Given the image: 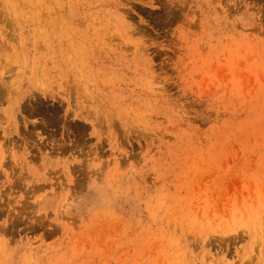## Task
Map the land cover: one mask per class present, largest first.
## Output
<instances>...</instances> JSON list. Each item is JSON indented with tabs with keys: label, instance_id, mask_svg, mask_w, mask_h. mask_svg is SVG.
Segmentation results:
<instances>
[{
	"label": "rangeland",
	"instance_id": "1",
	"mask_svg": "<svg viewBox=\"0 0 264 264\" xmlns=\"http://www.w3.org/2000/svg\"><path fill=\"white\" fill-rule=\"evenodd\" d=\"M169 1L0 0V264H264V0Z\"/></svg>",
	"mask_w": 264,
	"mask_h": 264
},
{
	"label": "bare ground",
	"instance_id": "2",
	"mask_svg": "<svg viewBox=\"0 0 264 264\" xmlns=\"http://www.w3.org/2000/svg\"><path fill=\"white\" fill-rule=\"evenodd\" d=\"M171 1V0H170ZM169 1V2H170ZM165 3V2H164ZM167 3H168V1H167ZM170 5H172L171 3H169ZM163 5H165V4H163ZM169 5V6H170ZM173 6V5H172ZM164 7H167L166 5L164 6ZM167 8H169V7H167ZM170 8H173V7H170ZM169 8V9H170ZM169 9H167V10H169ZM176 9V8H175ZM175 9H174V11H175ZM170 10H172V9H170ZM167 12V11H166ZM177 12V11H176ZM121 21H122V19H121ZM122 24H123V21H122ZM127 25V27H129L130 25L129 24H127V23H125V25L124 26H126ZM45 28V27H44ZM72 31V30H71ZM71 42V41H70ZM105 45H107V43H103V47L105 46ZM102 47V48H103ZM71 50V49H70ZM76 56V55H75ZM72 63V62H71ZM92 65V64H91ZM109 66V65H108ZM97 67V66H96ZM92 68H93V66H92ZM91 69V68H90ZM148 69V68H147ZM91 72V71H90ZM104 72V71H103ZM107 72V71H106ZM36 74V73H35ZM110 74V73H109ZM117 77H118V74H117ZM93 78H94V76H93ZM107 78V77H106ZM113 81V80H112ZM59 82H61L60 81V79H59ZM114 82V81H113ZM115 83V82H114ZM121 83V82H120ZM103 84V83H102ZM77 85V84H76ZM2 87H0V95H2V89H1ZM43 90V89H42ZM92 90V89H91ZM97 92V91H96ZM99 93V92H98ZM42 94H44V95H47V93H46V90H43V92H42ZM74 94V93H73ZM5 95V94H4ZM7 96H8V94H7ZM33 96V95H32ZM36 96V95H35ZM49 96L50 97H54V94L52 93V92H50V94H49ZM64 96H66V97H68L69 98V91H65L64 92ZM14 97V96H13ZM81 97V96H80ZM83 97V96H82ZM84 98V97H83ZM100 99V98H99ZM103 100V99H102ZM4 103V102H3ZM26 103H28V102H24V103H22L21 104V102L20 101H17V97L15 96L14 98H12V99H10L9 100V104H8V107H7V112L9 113V116H8V119H7V121H6V124H5V126H2V124L3 123H0V132H2V134H0V139L1 138H3V137H6V136H9L10 135V133H11V131H12V129L14 130V131H17V129H18V125H19V123L17 122L18 121V118L17 117H15L14 115H13V113L14 112H16L17 110L15 109V107H18V110H21L22 111V108L24 107L25 109L27 108L28 110H30V113H33L34 112V110L37 108L36 106H34L32 103H30V105L29 106H27V105H25V106H23V104H26ZM101 103H103V102H101ZM104 104V103H103ZM111 104H114V103H111ZM106 105V104H105ZM100 106V105H99ZM107 106V105H106ZM105 106V107H106ZM64 107V106H63ZM102 107V106H101ZM20 108V109H19ZM104 108V107H103ZM117 108V107H116ZM120 108V107H119ZM118 108V109H119ZM98 109H99V107H98ZM105 109V108H104ZM99 110H101V109H99ZM110 110V109H109ZM6 111V110H5ZM39 111L41 112V113H46L45 112V110L44 109H42L41 107L39 108ZM3 112H4V110H3ZM38 112V111H37ZM5 113V112H4ZM24 113V112H23ZM107 113V112H106ZM121 113V112H120ZM79 114L82 116V117H84V119H90V121H91V123H92V127L94 128L95 127V123H94V121H93V118H91V115H95L94 114V112L92 111V110H88L86 107H84V110H83V112L81 113V112H79ZM82 114H84V115H82ZM110 114V113H109ZM5 115V114H4ZM103 115V114H102ZM107 115V114H106ZM63 116H64V114H63ZM114 116V115H113ZM5 117H6V115H5ZM28 116L25 114V116H24V121L25 122H29V120H28V118H27ZM107 117H108V115H107ZM12 118V119H11ZM47 118L48 119H46V120H44V119H41V121H39V122H41V124H39V125H43V128H45L47 125H49L50 123L52 124V122H53V117H48L47 116ZM62 118V117H61ZM79 119V118H78ZM86 119V120H87ZM106 121V120H105ZM108 122V121H107ZM34 123V122H33ZM106 123V122H105ZM107 125V124H106ZM20 127V126H19ZM99 128V127H98ZM85 129V128H84ZM7 131V132H6ZM20 131V130H19ZM20 132H22V131H20ZM23 132H27V131H23ZM42 133H45L44 132V129H41V132H40V135H42ZM23 136V139H25V133L24 134H22ZM73 136V135H72ZM82 136V135H81ZM29 137V136H28ZM22 138L21 139H19V138H15L14 136H11V137H9V138H6V140L4 141V143L3 142H0V167H2L3 166V164H4V159H6V157L7 158H9V157H11L12 158V160H16V158L17 157H21V153H22V150H21V147L23 146V153L25 154L24 155V157L26 158V157H30V160H34V158H35V156L36 155H38V153H40V150H41V147H44L45 146V143L47 142V141H51V140H46L47 139V137H45L44 135L43 136H41L39 139L40 140H43L44 141V143H42V141H39L38 143H33V145L30 143V142H28V141H25V140H23ZM51 139H54V137H51ZM78 142V141H77ZM81 143H83V142H81ZM23 144V145H22ZM65 143H60V142H53L52 144H50V145H52V146H54L53 147V151L54 152H56V153H58V152H61V153H63L62 152V150H66V145H64ZM8 146V147H7ZM34 146H36L35 148H34ZM52 146H50V148L52 147ZM34 149L36 150V149H39V152L37 151V152H34ZM33 151V152H32ZM32 152V154L29 156V153H31ZM47 152V151H46ZM6 153H8L7 155H6ZM17 153H20L19 155H17ZM48 154H49V152H48ZM46 156H41L40 157V160H42V161H45L46 160ZM9 160H7V161H5V163H7ZM12 162V161H11ZM78 164V163H77ZM84 166L83 167H85V169H87V170H89L88 169V166L86 167L85 166V163L83 164ZM90 166V168H97V170H96V173H98L99 172V170H102L103 169V167L100 169V167H99V165H97V164H92V165H89ZM2 169V168H1ZM10 169H13V167H10ZM69 166L68 165H65V171H67L68 173H69ZM11 171H13V170H11ZM28 173H31L32 171H35V170H32L31 168H28L27 167V170H26ZM6 172V170L3 168V173H5ZM16 172V171H15ZM35 172H37V171H35ZM102 172V171H101ZM5 175H9V172H7V173H5ZM12 176V182H14L15 181V179H16V175L14 176V174H12L11 175ZM70 177H71V175H70ZM93 184H95V182H93ZM86 187V186H85ZM91 195V194H90ZM88 196V195H87ZM43 197V196H42ZM41 197V198H42ZM101 202V201H100ZM49 207V206H48Z\"/></svg>",
	"mask_w": 264,
	"mask_h": 264
}]
</instances>
